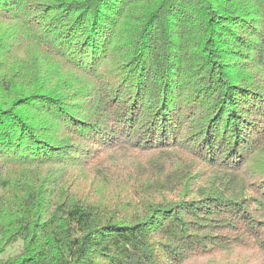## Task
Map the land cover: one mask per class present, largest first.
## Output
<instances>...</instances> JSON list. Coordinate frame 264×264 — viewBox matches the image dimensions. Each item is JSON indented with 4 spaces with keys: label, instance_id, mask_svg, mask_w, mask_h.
Wrapping results in <instances>:
<instances>
[{
    "label": "trees",
    "instance_id": "trees-1",
    "mask_svg": "<svg viewBox=\"0 0 264 264\" xmlns=\"http://www.w3.org/2000/svg\"><path fill=\"white\" fill-rule=\"evenodd\" d=\"M0 264H264V0H0Z\"/></svg>",
    "mask_w": 264,
    "mask_h": 264
},
{
    "label": "rangeland",
    "instance_id": "rangeland-1",
    "mask_svg": "<svg viewBox=\"0 0 264 264\" xmlns=\"http://www.w3.org/2000/svg\"><path fill=\"white\" fill-rule=\"evenodd\" d=\"M13 250H14V249H12V250H9V252H13Z\"/></svg>",
    "mask_w": 264,
    "mask_h": 264
}]
</instances>
